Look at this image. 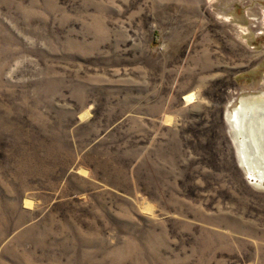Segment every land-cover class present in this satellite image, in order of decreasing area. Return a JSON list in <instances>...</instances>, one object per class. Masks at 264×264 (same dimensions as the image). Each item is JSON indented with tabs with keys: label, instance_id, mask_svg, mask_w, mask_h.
Wrapping results in <instances>:
<instances>
[{
	"label": "rangeland",
	"instance_id": "374dc122",
	"mask_svg": "<svg viewBox=\"0 0 264 264\" xmlns=\"http://www.w3.org/2000/svg\"><path fill=\"white\" fill-rule=\"evenodd\" d=\"M259 95L264 0H0V264H264Z\"/></svg>",
	"mask_w": 264,
	"mask_h": 264
},
{
	"label": "bare ground",
	"instance_id": "6f19581e",
	"mask_svg": "<svg viewBox=\"0 0 264 264\" xmlns=\"http://www.w3.org/2000/svg\"><path fill=\"white\" fill-rule=\"evenodd\" d=\"M228 113L243 165L264 187V95L243 98Z\"/></svg>",
	"mask_w": 264,
	"mask_h": 264
}]
</instances>
